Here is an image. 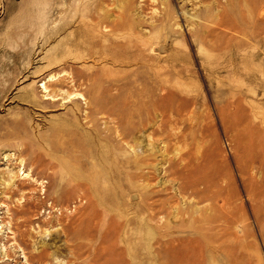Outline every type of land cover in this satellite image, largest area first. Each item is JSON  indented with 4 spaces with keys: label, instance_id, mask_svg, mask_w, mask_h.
<instances>
[{
    "label": "rangeland",
    "instance_id": "rangeland-1",
    "mask_svg": "<svg viewBox=\"0 0 264 264\" xmlns=\"http://www.w3.org/2000/svg\"><path fill=\"white\" fill-rule=\"evenodd\" d=\"M0 228V264H264V0H0Z\"/></svg>",
    "mask_w": 264,
    "mask_h": 264
},
{
    "label": "bare ground",
    "instance_id": "bare-ground-1",
    "mask_svg": "<svg viewBox=\"0 0 264 264\" xmlns=\"http://www.w3.org/2000/svg\"><path fill=\"white\" fill-rule=\"evenodd\" d=\"M97 54V53H96ZM96 54H92L91 56L92 57H94ZM98 55V54H97ZM99 57H101V58H104L103 57V55H101V56H99ZM116 61H115V59L113 58L112 59V63L114 64ZM123 63H125V61H122ZM52 79H54V78H52ZM44 89H45V91H48V87L46 86V85H44ZM53 91V90H52ZM30 93L31 94H29L30 95V97H32V98H35V95H34V93H35V91H34V88L32 87L31 88V91H30ZM52 93H54V92H52ZM55 95L56 94H51L50 92L49 93H47L45 96H51V98L53 99L54 97H55ZM45 98V97H44ZM8 158H10L11 159V156H9ZM13 158V157H12ZM19 159V158H18ZM13 160H15V159H13ZM23 160V159H22ZM21 160V158H20V161L19 162H21L20 163V166H21V164H22V162H24V161H22ZM8 161V160H7ZM10 161V160H9ZM17 162V161H16ZM12 163V162H11ZM14 165H16V164H14ZM23 165V164H22ZM12 166V165H11ZM20 175L22 176L23 174H21V172H20V170H19V172L17 171V172H15L14 173V171L12 170V172H7L6 174H5V181L3 182V184H4V190H5V194H6V196H7V198H8V196H9V194L8 193H15V194H18L19 192H22L21 190H23V187L21 186V184H18V182H19V178H21L20 177ZM28 176V175H27ZM33 177V176H32ZM35 178V177H34ZM34 178H32V180L30 179V180H28L27 181V184H28V186H27V188H29L30 189V191H32L31 193L32 194H34L33 193V191L35 190V188L34 187H36L35 186V181H34ZM36 180V179H35ZM25 182V181H24ZM25 184H26V182H25ZM3 186V185H2ZM24 191H26L25 189H24ZM30 193V194H31ZM13 195V194H12ZM9 198H10V196H9ZM15 198V197H14ZM28 198V197H27ZM30 198L31 199H35V197L33 196V195H30ZM15 200V199H14ZM30 200V199H29ZM38 200V199H37ZM16 201H17V199H16ZM16 201H15V203H16ZM19 201V200H18ZM17 201V202H18ZM35 201V200H34ZM12 203V202H11ZM28 203H29V201H28ZM27 203V204H28ZM35 203V202H34ZM33 203V204H34ZM37 203V202H36ZM35 203V204H36ZM24 204V203H23ZM40 204H41V202H40ZM39 204V205H40ZM46 205V204H45ZM52 205V204H51ZM54 205V204H53ZM34 206V205H33ZM21 208H23L24 206H20ZM31 207V206H30ZM52 207V206H51ZM55 207V206H54ZM19 208V207H18ZM20 208V209H21ZM26 208V207H25ZM31 208H33V207H31ZM38 208V207H37ZM52 209V208H51ZM14 210V209H13ZM16 210H17V208H16ZM27 210H28V208H27ZM31 210V209H30ZM29 210V211H30ZM10 211V210H9ZM19 211V210H18ZM21 211V210H20ZM20 215V214H19ZM18 216V215H17ZM21 216V215H20ZM25 218V217H24ZM52 218V217H51ZM56 218H59V216L58 217H56ZM53 219V218H52ZM51 219V220H52ZM19 220V219H18ZM22 220H24L23 218H22ZM32 220V219H31ZM58 220V219H57ZM56 220V221H57ZM19 221H21V220H19ZM34 221H36V220H34ZM33 221V222H34ZM48 221V220H47ZM55 221V222H56ZM44 222V221H43ZM46 222V221H45ZM24 223V222H23ZM48 223V222H47ZM51 223H52V221H51ZM58 223H59V221H58ZM24 225L26 226V224L24 223ZM31 225V224H30ZM33 225V224H32ZM53 225V224H52ZM17 226V225H16ZM47 226V225H46ZM48 226H50V225H48ZM29 227V226H28ZM13 228H14V226H13ZM18 228V227H17ZM23 228V227H22ZM24 229V228H23ZM30 229H31V226H30ZM40 229H42V228H40ZM25 230V229H24ZM26 231V230H25ZM24 231V232H25ZM3 231H2V228H0V233H2ZM21 232V231H20ZM27 232H30V231H27ZM65 232V231H64ZM26 233V232H25ZM15 234H17V233H15ZM23 234V233H22ZM30 234H31V232H30ZM29 233H28V237H29V235H30ZM66 235V234H65ZM23 236V235H22ZM29 239V238H28ZM32 239V238H31ZM30 241V240H29ZM36 242V241H35ZM29 243V242H28ZM31 244V243H30ZM29 244V246H31ZM45 244V243H44ZM46 245V244H45ZM34 246V245H33ZM45 247V246H44ZM47 247V246H46ZM33 250V249H32ZM46 250V249H45ZM31 252V251H30ZM34 252H36V250L34 251ZM38 252V251H37ZM31 254V253H30ZM50 254V253H49ZM33 255H35V254H33ZM46 253H42V254H36L35 256V258H36V260L38 259V260H47V258H46ZM30 256V255H29ZM49 256V255H48ZM47 256V257H48ZM4 258H5V261H8V260H11L12 258H13V256L11 255V254H9V252H6V254L3 256ZM33 257V256H32ZM50 257V256H49ZM27 258H28V260H30L31 259V256L30 257H28V255H27ZM33 259H34V257H33ZM27 260V261H28ZM45 260V261H46ZM34 261V260H33ZM48 261V260H47ZM46 261V262H47ZM29 262V261H28ZM40 262V261H39ZM48 263H50V261H48Z\"/></svg>",
    "mask_w": 264,
    "mask_h": 264
}]
</instances>
